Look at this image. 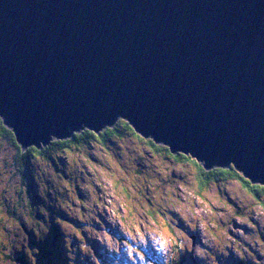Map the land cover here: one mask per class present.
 Instances as JSON below:
<instances>
[{"label": "water", "instance_id": "obj_1", "mask_svg": "<svg viewBox=\"0 0 264 264\" xmlns=\"http://www.w3.org/2000/svg\"><path fill=\"white\" fill-rule=\"evenodd\" d=\"M0 117L23 149L121 118L262 184L264 0H0Z\"/></svg>", "mask_w": 264, "mask_h": 264}, {"label": "rangeland", "instance_id": "obj_2", "mask_svg": "<svg viewBox=\"0 0 264 264\" xmlns=\"http://www.w3.org/2000/svg\"><path fill=\"white\" fill-rule=\"evenodd\" d=\"M136 134L78 142L58 156L66 179L41 157L20 173L0 136V264H48L51 253L52 264H264V195L236 179L202 189L179 150L169 157Z\"/></svg>", "mask_w": 264, "mask_h": 264}, {"label": "trees", "instance_id": "obj_3", "mask_svg": "<svg viewBox=\"0 0 264 264\" xmlns=\"http://www.w3.org/2000/svg\"><path fill=\"white\" fill-rule=\"evenodd\" d=\"M123 121L124 120L120 118L111 127H106L98 133H95L94 131H91L88 129H82L79 132H73V134L69 138L53 139L48 144H45V145L40 144V148L34 145H31L27 147L26 149H23L20 146V144L17 142L15 135H13L12 130L9 131V128H7L4 125V123H0V136L5 138L13 146L15 153L17 154L16 159L20 163L19 165L21 166L19 169L20 173L23 172L22 167L25 166L26 163H29L33 158L41 157L44 160H46L47 164L50 165L53 168V170H55V173L60 179H66V175L64 171H58V168H57V162L59 161L58 156L61 154L62 155L72 154L74 151L75 145L80 141L84 142L87 145H89L90 142H92V140L94 141L100 140L103 143H105L108 138L115 137L119 135L120 132H123V131H127L128 133H131L137 136L136 132L132 131V129L128 128L126 125L123 124ZM147 143L150 146H153L154 151L163 150L164 152H166V154H168L169 157L172 155V153L171 155H169L170 151L167 148V146L157 145L152 139H149ZM174 157L176 158L184 157L185 158V157H190V156L183 154V153H178ZM192 160L194 159L191 157L190 161L192 162ZM194 164L197 166L198 170L202 172V175H201L202 178L199 177L198 179L200 188L202 189L206 185L211 183V181L236 179L240 181L242 188H245L248 192H250V194L252 195V198L260 201V196L264 195V192H261L253 187V185H256V184L249 183L250 180L243 177L242 174L239 173L232 165H229V167L214 166L210 169H205L203 165L200 163H199L200 166H198L197 163H194ZM222 169H226V170H222ZM23 184L25 188L27 189L25 190V194L27 197H29L30 192L28 189L30 186L28 185V183L26 184L25 180ZM40 211L41 209L38 212ZM56 229L59 230V227L55 226L52 223L51 232H54L55 235H56L55 233ZM41 239H43V236L39 235L38 240L43 241ZM55 250L57 251V248H55ZM37 251H38V246H37ZM40 254H44V253L40 252ZM51 255H52L51 261L55 263L56 259L58 260L59 256L54 255L53 253H51ZM23 258H24L23 256L17 257V259L24 262ZM51 261H48V264L49 263L52 264Z\"/></svg>", "mask_w": 264, "mask_h": 264}, {"label": "snow or ice", "instance_id": "obj_4", "mask_svg": "<svg viewBox=\"0 0 264 264\" xmlns=\"http://www.w3.org/2000/svg\"><path fill=\"white\" fill-rule=\"evenodd\" d=\"M3 122H4V121H3V117H0V123H3ZM123 124L126 125L128 128L132 129V131H134V132L136 131V129H135V128H132V125L129 124L127 120H124V121H123ZM9 131H11V128H9ZM93 134H94V133H93ZM13 135H15V133H13ZM140 138L143 139V137H140ZM17 146H18V145H17ZM169 155H171V151L169 152ZM174 158H175V157H174ZM185 159H186V160H190L191 157H185ZM192 162H193V163H197L198 166H200L199 163H198V161H196V160H192ZM204 167H207V165L205 164ZM222 170H226V169H222ZM242 171H243V170H242ZM245 175H246V173H245ZM249 183H252V182L249 181ZM253 187L256 188L257 190L261 191V192H264V183L253 185ZM180 247L182 248L183 245H181ZM189 250H191V249H189Z\"/></svg>", "mask_w": 264, "mask_h": 264}]
</instances>
